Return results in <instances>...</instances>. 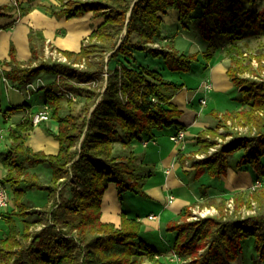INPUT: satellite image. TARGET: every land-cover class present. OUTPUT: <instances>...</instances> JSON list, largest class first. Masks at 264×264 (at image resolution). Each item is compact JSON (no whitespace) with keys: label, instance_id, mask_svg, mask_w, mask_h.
<instances>
[{"label":"trees","instance_id":"trees-1","mask_svg":"<svg viewBox=\"0 0 264 264\" xmlns=\"http://www.w3.org/2000/svg\"><path fill=\"white\" fill-rule=\"evenodd\" d=\"M8 7L0 6V15ZM17 8L24 14L30 6L17 3ZM45 9L57 18L92 11L102 21L82 40L78 51L49 48L65 60L41 58L45 39L38 30L30 29L28 34L32 54L28 62L16 60L10 45V58L3 62L9 68L2 75L18 89L37 80L30 92L43 91L49 115L58 123L57 132L44 131L58 141L59 148L47 154L25 145V132L34 126L33 112H26L9 127L11 142L2 159L8 173L1 180L10 183L16 210L7 214L6 229L0 233V264H145V259L164 264L157 257L160 252L142 237L141 220L122 212L115 226L100 216L109 182L115 183L119 200L126 192L148 197L143 185L150 173L138 165L136 145L153 139L164 128L184 127L177 121L182 110L172 98L185 84L173 76L194 71L199 53L181 51L174 40L164 37L163 17L170 10L177 12L183 29L192 22L203 41L227 40L226 74L240 102L238 109L212 110L215 126L196 137L203 136L198 150L204 155L183 172L193 180L203 174L220 179L228 168L237 172L250 167L260 180L253 190L232 194L231 213L224 209L228 198L208 197L205 186H200L205 203L214 205L217 213L188 219L190 206L197 202L185 206L165 226L166 231L176 233L172 251L181 264H231L242 253L245 241H251L252 264H264V65L253 67L237 44L264 33V0H60ZM139 55L145 58L144 64L138 61ZM203 57L206 62L212 58L210 53ZM41 73L51 79L40 81ZM77 99L82 102L78 112L60 113L62 100ZM19 109L27 110V104L7 111ZM234 126L245 130H232ZM220 127L223 133H218ZM217 135L221 142L214 139ZM186 157L178 153L182 166ZM37 164L49 168L47 181L27 170ZM26 188L44 191L46 202L23 203L20 198ZM251 201L256 210L244 215L241 209L250 208Z\"/></svg>","mask_w":264,"mask_h":264},{"label":"crops","instance_id":"crops-1","mask_svg":"<svg viewBox=\"0 0 264 264\" xmlns=\"http://www.w3.org/2000/svg\"><path fill=\"white\" fill-rule=\"evenodd\" d=\"M59 2L60 0H0V6H9L5 10V14L0 15L1 179L8 173V169L2 163V159L11 142L8 136L9 127L19 122L26 112L32 113L46 106L42 90L30 92L31 89L34 90L37 80L32 83V86H28V88L18 89L13 87L3 77L2 70L9 68L3 62L10 58V45H13L15 49L16 60L22 63L28 62L32 55L28 34L30 29H32L40 31L45 39L42 46L41 58H45L44 48L46 46L56 50L69 49L78 51L82 40L102 21L100 17H93L91 11L79 17L57 18L45 9L48 6L57 5ZM17 3L29 5L30 9L26 13L20 14ZM171 12L175 17L177 16L176 11L172 10ZM174 43L176 48L181 50L177 46V42L175 41ZM39 46V43L36 42L35 47L38 50ZM207 65L205 70L195 71L199 79L197 83H194L192 88L189 85H185L172 98V102L182 110L177 121L184 127L173 126L164 128L157 131L154 138L149 140L146 145L140 144L134 148L138 155L137 162L142 172L146 174L147 172L150 173L143 185V189L148 196L146 199L157 206L158 211L141 213V208L138 211L134 207L122 209L124 200H119L116 185L113 182L107 184L101 198V220L119 226L122 212H126L128 216L141 220L142 237L160 252L157 257L164 264L182 263V260L172 251L176 233L166 231V223L169 220L177 219L185 206H190L193 202H199L203 199L200 193V186H205L208 197H224V192H221V188L231 185L227 182V178L231 174L238 177V173H240V171L236 172L232 168H228L226 175L221 176L220 179H211L206 174H203L198 179L193 180L190 175H186L183 172V170H188L190 166L185 161L183 164H186V166H182L178 159V153L188 155L189 152L195 151L198 148L199 145L195 144L197 138L194 137L199 132L215 126L216 117L212 115V110L223 112L226 109L232 110L240 107V102L237 100V89L234 88L226 74L227 64L224 62L211 64L210 62ZM202 76L212 81L213 87L211 89H205L201 86ZM38 78L42 82L51 79L43 73ZM213 90L219 93L233 91L234 96L224 102L219 95L212 94ZM200 98H205V104L200 103ZM233 99L234 101L229 102ZM23 104H27V110L7 111L8 107L22 106ZM65 112L66 108L62 100L60 113L64 114ZM45 128L57 132L58 123L55 119L49 117L48 120H43L39 124L34 125L32 129L25 132V145L31 147L33 150L55 154L59 148L58 141L52 135L47 134L44 131ZM177 129L185 130V137L182 143L169 139V136L176 132ZM121 151L124 152L123 149ZM27 170L37 173L38 177L44 182L50 176V170L45 164L31 166ZM247 174L252 179L251 174L249 172ZM6 183L9 187L10 204L7 208L0 209V233L6 229L5 221L6 216H8L7 214H11L13 210H16V206L12 200L13 195L10 183ZM36 190L34 188H26L24 195L20 198L22 202L30 206L45 203L46 194ZM39 194H43L45 198L40 200ZM149 214H154L156 218H147ZM245 250H247L246 254L244 253ZM254 255L255 250L252 242L248 241L247 246H243L242 253L231 264H252Z\"/></svg>","mask_w":264,"mask_h":264},{"label":"rangeland","instance_id":"rangeland-1","mask_svg":"<svg viewBox=\"0 0 264 264\" xmlns=\"http://www.w3.org/2000/svg\"><path fill=\"white\" fill-rule=\"evenodd\" d=\"M168 16H170V14H168ZM163 20H164L163 35L166 39H169V40L172 39V40H174V42L176 41L177 46L185 52L197 51L199 53V62L197 63V68H195V70L193 72L183 74L181 77H178V75H174L173 79L175 81L183 82L185 85H189L192 88L194 83H197L198 79H199V76L195 72L196 70H197V72L205 70V68H207V66H208L207 64L210 62H211V64H213L215 62L216 63L217 62H219V63L224 62L227 65L229 64V61H230L229 56L225 50V46L227 45L228 42L224 37L217 38V40H215V42H213V43H210V42L208 43L206 41H203L199 37L198 32L196 30V27L192 22H190L188 24V29H183L180 26V24L177 22V19L175 16L172 17V19L169 21H165L164 18H163ZM164 41L165 40H163V42ZM237 44L239 46H241V49L244 51L243 57H245L246 61L250 62V64L253 67H258V66L264 65V33H258L256 35L247 36L242 40H238ZM46 49L49 50V47L46 46L44 48V56L45 57H46V53H50L49 51L48 52L46 51V53H45ZM205 53H210L212 56V58L208 62H206V60L203 57V55ZM48 57L53 59L52 55H50V54H48L46 58H48ZM144 59L145 58H141L140 55L138 56V61L139 62L141 61L143 64H144ZM227 65H226V67H227ZM201 78H202V82H201L202 87L205 86L204 84H209L211 88L213 87V83L211 80L205 78V76H202ZM212 94L217 95V96L219 95V97L224 102L228 101V99H230L231 97L234 96L233 91L226 92V93H223V92L219 93V92L213 90ZM232 101H234V99L229 101V102H232ZM81 104H82V102L78 101V99L75 100V102L74 101L69 102L68 100L64 101V107L66 108V111L71 109L73 112H78L80 110ZM227 123L229 125H231L230 120H228ZM231 126H233V125H231ZM230 128L232 130H236V128H237V130H239L241 133L244 132V130H245V128H242L241 126H234V127H230ZM217 131H218V133H223L224 128L220 127L217 129ZM196 137L198 138V134L194 138H196ZM202 137L203 136H201L200 138H202ZM206 138L209 140L211 139V137L209 135H207ZM214 139L217 142L222 141V138L219 137L218 135L215 136ZM198 140L196 139V142H195V144L199 145L198 148L195 151L189 152L187 157L184 159V161L185 160L189 161L188 162L189 166L191 165L192 161H195L198 158L197 156L203 157V155H204V153L201 150H198V149H200V144H201V141H198ZM217 145L218 144L211 146L208 149V151L211 152L214 148H216ZM117 148H119L118 145H117ZM183 166H186V164H183ZM245 172H247V173L249 172L252 176V179ZM242 173H244V174H242ZM238 174H239L238 178L241 181H243L244 186H234V185L233 186L232 185L227 186L226 185V187L223 186L221 188V192L222 191L224 192L223 193L224 197L228 198V200L226 201L224 209L227 208L229 213H231L233 211V206H234V203L232 200V194L234 192H239V191H243V190H246V191L253 190L252 184L256 178L253 169L250 167L249 168L243 167L240 170V173H238ZM36 191L45 193L44 191L39 190V189H37ZM39 197H40L39 198L40 200H42V198H45V196L43 194H39ZM205 198H207V197H203V199L200 200L199 202H197L196 205H193V206L191 205V207L189 209L190 210V216H192V210H193L192 208H196V209L197 208L198 209L208 208V209L213 210L212 213L209 215H214L217 213V209L214 205H207L205 203L207 201V199H205ZM212 198L219 200L222 197H218V198L212 197ZM122 200H124L123 201L124 206L122 209H126L127 207H134L138 211V209L141 208V213H147L148 211H153V212L158 211V207L153 205L151 202H148V200L145 197L140 196V195H135L134 193H131V192H129V193L126 192L124 194ZM250 204H251L250 208L245 207V206L242 207L241 211L244 215L245 214H251V213L255 212V210H256L255 202L251 201ZM28 216L30 219H31V217L34 218L33 214H29ZM189 217H188V219H193V218H189ZM18 222H19V228H21L22 220L19 219ZM39 227L40 226H38V225L35 227L31 226V229L39 228ZM247 244H248V242L245 241V247L247 246ZM244 253L246 254L247 250H245ZM144 263L145 264H151L150 262H148L147 259H145Z\"/></svg>","mask_w":264,"mask_h":264},{"label":"built area","instance_id":"built-area-1","mask_svg":"<svg viewBox=\"0 0 264 264\" xmlns=\"http://www.w3.org/2000/svg\"><path fill=\"white\" fill-rule=\"evenodd\" d=\"M46 51L50 52V53H46ZM45 53H46V57L48 54L52 55L53 58L55 57H58L59 59H62V60H65L64 57H62L60 54L56 53L54 50L51 51L50 49L49 50H45ZM94 82V81H92ZM204 88L205 89H210V85L209 84H204ZM29 86H32V84H30ZM105 86V80L103 81V84H102V89L104 88ZM67 95V93H66ZM68 96H70L71 98L75 99V97H73L71 94L68 93ZM200 103L201 104H205V98H200L199 99ZM50 117L49 115V107L46 105L44 106L41 110H38V111H35L32 113V123L34 125H37L39 124L41 121L43 120H48ZM184 137H185V130L184 129H177L176 132H174L173 134H171L169 136V139L174 141V142H178V143H182L183 140H184ZM147 140H144L142 142L143 145H146L147 144ZM198 158H201L202 156H197ZM188 160H185V163L188 165ZM0 167H1V164H0ZM260 185V180L259 179H255L253 184H252V187L254 188L255 186H258ZM10 204V194H9V187L7 185V183L5 182H2L1 180V177H0V209L2 208H7ZM192 216H190L189 218H193V219H197V218H200V217H205V216H208L209 214L212 213L213 210L211 209H208V208H202V209H196V208H192ZM147 218L149 219H154L156 218V216L154 214H149L147 216ZM176 255V254H175Z\"/></svg>","mask_w":264,"mask_h":264},{"label":"bare ground","instance_id":"bare-ground-1","mask_svg":"<svg viewBox=\"0 0 264 264\" xmlns=\"http://www.w3.org/2000/svg\"><path fill=\"white\" fill-rule=\"evenodd\" d=\"M172 11V10H171ZM170 11V16H168V14L164 15V19L165 21H169L172 19V17H174L175 15ZM244 174V173H242ZM227 182L231 185H234V186H244L243 185V181H241L236 175L234 174H231L228 178H227Z\"/></svg>","mask_w":264,"mask_h":264}]
</instances>
